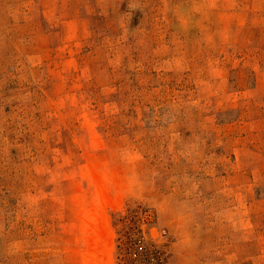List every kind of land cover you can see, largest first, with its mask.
Returning <instances> with one entry per match:
<instances>
[{"label": "rangeland", "instance_id": "obj_1", "mask_svg": "<svg viewBox=\"0 0 264 264\" xmlns=\"http://www.w3.org/2000/svg\"><path fill=\"white\" fill-rule=\"evenodd\" d=\"M0 264H264V0H0Z\"/></svg>", "mask_w": 264, "mask_h": 264}, {"label": "bare ground", "instance_id": "obj_2", "mask_svg": "<svg viewBox=\"0 0 264 264\" xmlns=\"http://www.w3.org/2000/svg\"><path fill=\"white\" fill-rule=\"evenodd\" d=\"M97 218V217H96ZM102 218V217H101Z\"/></svg>", "mask_w": 264, "mask_h": 264}]
</instances>
